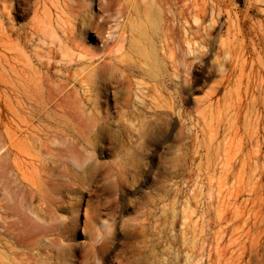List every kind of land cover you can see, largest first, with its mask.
Returning <instances> with one entry per match:
<instances>
[{"label":"rangeland","instance_id":"rangeland-1","mask_svg":"<svg viewBox=\"0 0 264 264\" xmlns=\"http://www.w3.org/2000/svg\"><path fill=\"white\" fill-rule=\"evenodd\" d=\"M0 17V264H264V0Z\"/></svg>","mask_w":264,"mask_h":264},{"label":"bare ground","instance_id":"bare-ground-1","mask_svg":"<svg viewBox=\"0 0 264 264\" xmlns=\"http://www.w3.org/2000/svg\"><path fill=\"white\" fill-rule=\"evenodd\" d=\"M6 10V9H5ZM0 18H2V17H0ZM38 18H39V16H38V8L37 7H35V10H34V23H36V24H34V27L35 28H37L38 27V25L40 24V22H39V20H38ZM52 25V24H51ZM50 25V26H51ZM45 27H46V25H45ZM0 28H1V26H0ZM10 29V28H9ZM42 32H43V30H42ZM41 32V33H42ZM63 32H65V31H63ZM53 35H54V37H53V43H55L56 41L58 42V46L61 48V47H63L62 45H63V43H64V39L62 38V34L60 35V36H58L57 35V32L55 33V32H53ZM3 36H6V33H5V35H3ZM5 40V39H4ZM1 41V40H0ZM11 41H12V39H11ZM7 44V43H6ZM15 47V46H14ZM138 51H140L141 53H143L145 56H147L148 57V55H149V50L144 46H141L140 45V47L138 46ZM20 51V50H19ZM2 63V62H1ZM15 67V66H14ZM12 71V70H11ZM10 74V73H9ZM99 237H101V235H98ZM97 242H99L100 243V245L98 246V247H96V251L98 252L97 254V259H98V262H100L101 264H103V262H102V251L103 250H107L108 248H109V246H110V244H107L106 242H104V241H97Z\"/></svg>","mask_w":264,"mask_h":264}]
</instances>
